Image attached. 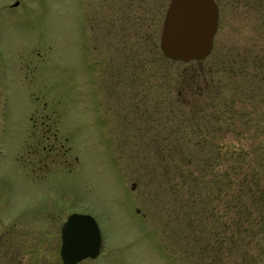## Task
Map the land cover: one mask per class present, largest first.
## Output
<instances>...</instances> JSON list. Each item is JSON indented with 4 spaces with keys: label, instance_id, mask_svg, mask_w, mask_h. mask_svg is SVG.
Listing matches in <instances>:
<instances>
[{
    "label": "rangeland",
    "instance_id": "rangeland-1",
    "mask_svg": "<svg viewBox=\"0 0 264 264\" xmlns=\"http://www.w3.org/2000/svg\"><path fill=\"white\" fill-rule=\"evenodd\" d=\"M217 1L211 53L183 62L159 45L169 0H0V201L18 204L1 224L24 238L18 264H61L68 210L103 239L79 264H264V0L242 15ZM45 114L31 168L28 118Z\"/></svg>",
    "mask_w": 264,
    "mask_h": 264
},
{
    "label": "water",
    "instance_id": "water-1",
    "mask_svg": "<svg viewBox=\"0 0 264 264\" xmlns=\"http://www.w3.org/2000/svg\"><path fill=\"white\" fill-rule=\"evenodd\" d=\"M217 24L214 0H169L161 26L160 49L165 56L183 62L203 60L212 49ZM101 248L102 236L94 217L71 214L61 230L63 263L96 257Z\"/></svg>",
    "mask_w": 264,
    "mask_h": 264
},
{
    "label": "flooded vegetation",
    "instance_id": "flooded-vegetation-1",
    "mask_svg": "<svg viewBox=\"0 0 264 264\" xmlns=\"http://www.w3.org/2000/svg\"><path fill=\"white\" fill-rule=\"evenodd\" d=\"M214 1L216 2V4L218 3L217 0H214ZM235 1H237L238 3L241 4L240 11H239L240 15H242V13L244 12V9H245L244 7H245L246 3L247 2L251 3V0H235ZM230 4L233 5L232 3H230ZM217 7H218V4H217ZM214 36H215V34H214ZM212 48H213V45H212ZM211 51H212V49H211ZM211 51H210V53H211ZM45 104L46 103H44L43 105H45ZM45 108H47V107H45ZM28 119L31 123V127L29 128L30 137L32 138L31 141H33L34 144L32 143L31 149H28V151L26 152L25 158H27L29 160L31 168H33V167L39 168L38 164L40 161V157H39V151H38V145L37 144H38L39 139L47 140L50 137L49 132L51 131V128H52L51 124H49L50 117H49V114L42 115V117L39 119V122L36 118H33V116H31V115L29 116ZM2 120L6 121L7 119H2V117H0V124L1 125H2ZM56 130H58V129H56ZM39 131L41 132V134H39ZM52 137L55 139H57L59 137L57 135V131H54L52 133ZM59 148L60 149L64 148V141L59 144ZM42 150L45 154L46 153L48 154L52 151V147H49L47 149L45 146H43ZM21 151H20V153L22 154ZM65 152H66V150L64 149L62 154L65 155ZM14 159L18 163V150L14 154ZM65 213H67V215L65 217L64 222L61 225L60 236H59L60 237V246H59L58 250H59V255H60L59 258H60L61 264H64L62 257H61V254H60L61 230H62L63 224L65 223V221L67 220V218L71 214H74V213L88 214L86 212H82V211L79 212V211H74V210H70V211L68 210ZM46 216H49V215L46 214ZM4 220L9 221V222H13V223L18 222V204H15L12 202L0 201V264H18V254H19V250H20V244H18V238L20 239L21 244L24 242L23 241L24 238L20 234L18 235V226L14 229H10L8 227L9 224H5V228H3L1 222ZM14 226H16V224ZM50 245H52V243H47V242L42 243V246L45 249L48 248ZM102 249H103V239H102V248L96 257H93V258L92 257H85V258L81 259L80 261L76 262L75 264H79V263L86 261V260H89V259L97 258L101 254ZM44 263H45V261H44V257L42 256V254L39 256V258L37 256L35 264H44Z\"/></svg>",
    "mask_w": 264,
    "mask_h": 264
}]
</instances>
